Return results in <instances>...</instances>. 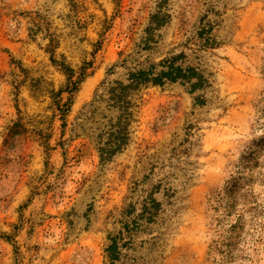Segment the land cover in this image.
<instances>
[{
  "label": "rangeland",
  "instance_id": "rangeland-1",
  "mask_svg": "<svg viewBox=\"0 0 264 264\" xmlns=\"http://www.w3.org/2000/svg\"><path fill=\"white\" fill-rule=\"evenodd\" d=\"M165 60L193 72L133 91L101 162L105 85ZM111 238L113 264H264V0H0V264Z\"/></svg>",
  "mask_w": 264,
  "mask_h": 264
},
{
  "label": "trees",
  "instance_id": "trees-1",
  "mask_svg": "<svg viewBox=\"0 0 264 264\" xmlns=\"http://www.w3.org/2000/svg\"><path fill=\"white\" fill-rule=\"evenodd\" d=\"M154 68V65H149L147 68L128 71L124 81L113 80L109 85H105V88L103 87L104 93L107 95L106 108L110 114L107 117L106 129L102 133L105 134V139L99 137L96 142L101 162L110 160L128 141V126L131 115L130 95L133 91L148 83L162 84L165 81L183 80L186 78V72H193L191 67H182L180 64H174V61L171 60L162 61L161 68L157 71ZM76 82L74 81L69 90L76 89ZM99 95L102 96V93ZM96 96L97 93H95L90 104L96 102ZM116 243V239L111 238V243L106 248L109 264H113V260L117 258Z\"/></svg>",
  "mask_w": 264,
  "mask_h": 264
}]
</instances>
